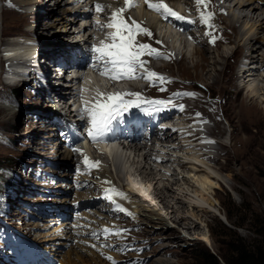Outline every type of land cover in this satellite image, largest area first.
<instances>
[{"label": "rangeland", "instance_id": "374dc122", "mask_svg": "<svg viewBox=\"0 0 264 264\" xmlns=\"http://www.w3.org/2000/svg\"><path fill=\"white\" fill-rule=\"evenodd\" d=\"M18 1L22 2V0ZM54 1L56 0H49L46 8L40 10L41 13L38 15H25L18 10L5 12L4 7L8 8L10 5L8 1L0 0L3 7L0 11V59L2 62L4 61L2 48L8 43L20 40L22 35L31 34L37 41L40 36L43 41L53 38L62 41L66 38L69 41L73 34H76L74 31L80 23L68 15L65 16L67 21L57 23L48 34L43 32V27L37 19L41 18L44 22L47 21L45 18H54V12L57 10ZM244 1L247 0H238V6L241 7L240 9H245L246 14L240 9H235L236 13H234L239 19L240 12L244 14L240 19L243 24L239 21L241 30L246 35L243 41L238 36V27L223 19L222 38L218 43L220 48L225 49L221 52L218 47L207 48L206 45L197 47L192 44L187 50L180 36L168 34L167 39L174 47L176 59L171 60L173 62L154 65L156 69L170 74V89L194 94L186 95L181 100L185 104L183 119L190 124L184 128L194 135L193 129L187 126H201V135H199L201 138L198 142H204L202 145L210 146L209 152L217 156V161L209 163L200 159L201 162H198L191 158L193 153H189L190 150L187 151L188 146H181L179 150L169 149L170 146L176 147L175 142L171 141L174 144L170 145L168 142L169 144L164 146L165 149L157 147L156 152L165 151L164 155H171L169 152H172L175 157L180 156L181 162L175 161L172 167L157 165L167 170L161 172L162 181L155 180L157 183L154 186L157 190H153V195L158 196V190L162 191L161 187L165 183L169 188L162 192L163 198L159 196L160 198L156 199V204L154 202L151 207L148 206V209L145 207L137 220L134 231L137 232L140 243H143L145 247L140 255L145 259L142 264H158L156 260L161 256L168 260V264H208L201 254L202 246L215 255L219 264H224L220 255H230V249L233 247L245 246L253 253H256L258 248L264 249V8L261 4L252 3L260 6L252 13V4L248 5L249 3ZM13 2L17 1L13 0ZM58 3H62L63 9H69L67 0H58ZM219 6H221L220 1ZM223 6L226 5L223 4ZM21 10L24 11L23 8ZM152 14L149 13V19L154 22L155 14L151 16ZM160 29L166 31L163 25ZM58 33L60 34L56 37ZM231 34L234 35L230 37L231 40H226ZM245 39L247 45L242 47ZM238 41H240L239 44ZM49 44L52 45L49 49L51 51L54 47L52 42ZM202 49L207 50L205 59L199 56ZM245 53L249 55V58H245L247 62L242 56ZM239 62L244 63L238 68ZM4 69L0 71V214L2 215L0 218V264H19L12 259L13 254L9 253L11 245L4 234L7 225L14 226L18 231V217H23L24 212L31 210L39 222L46 226L51 217L56 214V209L50 204L53 200L51 196L58 193L56 191L61 192V188H64L68 182L73 186L72 181L67 178L69 172L62 168L65 165L54 164L52 170L55 168L59 170L50 176L52 179L50 182L48 178H45L46 181L43 184L49 191L47 193L45 190L42 193V195L46 194V200L40 196L39 183L32 180V176L36 174L30 169L40 163L41 160H37L36 157L39 158L37 154L40 155L43 151L32 146V137L29 133L36 138L34 145L48 152L52 151L50 145L53 142H50V137L54 139L55 145L58 144L55 140L59 136L53 130L56 129L54 121L53 119L43 120L37 116L41 113L45 117L52 112L69 114L70 109L65 94L68 91L63 89V95L53 92L47 96V93L44 95L42 92L34 91L29 85L8 84L1 76ZM245 69L247 75L243 78L239 73ZM19 77L21 78V75ZM64 88L67 89V87ZM248 90H252L253 97H247ZM3 107L12 109L14 112L5 110ZM201 114L207 115L214 122L201 120ZM204 118L206 119V116ZM210 125L213 127L217 125L218 129L213 133L207 132V129L211 128ZM202 126L206 127L202 129ZM45 132L50 133L49 136H45ZM186 138L181 141L187 140L191 145L193 138L188 135ZM206 148L208 149L207 146ZM199 154L200 152L197 155ZM60 155L58 152L54 155L56 157H53L47 153V156L54 161L63 160L64 157ZM149 161L141 156L134 158V154L130 158L122 154L116 157L111 165H114L117 170L115 172L117 176L119 173L121 177L122 175L127 177L131 172L135 173L134 177L146 178L147 173L140 174L137 166H141L142 170L150 171L152 166ZM180 163H185L186 166L181 167ZM198 165H202V168L211 172L213 176L211 179L217 184L208 189L209 193L205 195L206 197L204 196V199L195 194L198 189L196 183L195 186L186 184V180L182 178L184 176L194 182L190 178L194 172L189 167ZM61 168L64 172H61ZM148 175L150 179L156 177L158 180L160 177L152 172ZM86 179L93 180V176ZM184 192L186 198L183 197L182 203H176L171 196H167L173 194L182 197ZM36 195H39L41 200ZM89 195H92V192ZM97 195H99L98 192L93 193L92 196ZM19 201L25 205L19 204ZM182 217L185 219L180 221ZM54 226L58 227V225ZM206 235L211 243L204 239ZM77 251L87 257L85 260L87 264H108L77 249L66 252L67 264H72L73 261L79 264V258L76 257ZM231 255H234V252H231ZM5 256H9L11 261H8Z\"/></svg>", "mask_w": 264, "mask_h": 264}, {"label": "bare ground", "instance_id": "6f19581e", "mask_svg": "<svg viewBox=\"0 0 264 264\" xmlns=\"http://www.w3.org/2000/svg\"><path fill=\"white\" fill-rule=\"evenodd\" d=\"M4 1H8V5H10V6H8V8H6V7H4L5 9H4V11L5 12H8V13H10V12H12L13 10H18L19 12H21V13H23V14H25V15H31V14H40L41 13V11L40 10H44V8H46V4L49 2V0H28V1H23L22 0V2L21 1H18V0H16L17 2H13V0H4ZM241 1V0H240ZM222 2H227V6H228V11L226 12V15L224 16V20H227V22L229 23V24H231V25H234L235 27H238V29H239V38L241 39V41H243L244 40V38H245V33L241 30V24H240V19H242V15H244L242 12H240L241 13V18L239 19L234 13H236V10L235 9H240L241 7H239L238 6V0H222ZM233 2V3H232ZM245 3H249L248 5H250V4H252V3H254L255 2V0H247V1H244ZM28 4V5H27ZM34 4H36V5H34ZM61 4L62 3H58V0H56V1H54V5L57 7V10L54 12L55 13V15H54V18H45V19H47V21H42L41 20V18H39V19H37V22H39L40 23V25L43 27V32L45 33V34H48L49 32H50V30H52L53 29V27L57 24V23H63V21H67V20H65V16L66 15H68V16H72L70 13H69V9H63V7L61 6ZM244 4V3H243ZM24 5H26V7L25 8H23L24 10H26V9H28L29 10V12L27 11H23V10H21L22 9V7L24 6ZM31 5H34V6H31ZM240 5V4H239ZM247 5V6H248ZM36 6V10L33 8V7H35ZM196 6V8H197V5H195ZM194 6V7H195ZM252 8H253V11H252V13L253 12H255V10L257 11V9H259V5H256V4H252ZM263 8H264V5H261ZM191 7H193V5H191ZM223 7V6H222ZM226 6H224V8H225ZM3 7L1 6V3H0V11H2L1 9H2ZM243 8V7H242ZM195 9V8H194ZM244 10L245 9H240V11H243L244 12ZM264 10V9H263ZM234 11V12H233ZM245 14H246V12H244ZM228 14H229V16H228ZM142 15H146L145 16V19H146V21L148 22L149 21V23L150 24H152V25H154V27H155V30H156V32L159 34V35H164V36H166L167 34H169V35H171V36H178L176 33H174V32H170V31H162L160 28H161V23H160V21L158 20V18L156 17V15L154 16L153 14L151 15V16H154V22L153 21H150V19H149V13H147V12H143V14ZM4 16V15H3ZM227 16H228V18H227ZM246 16V15H245ZM7 17V16H6ZM248 17V16H247ZM72 18H73V16H72ZM251 18V17H250ZM249 18V19H250ZM75 19V18H74ZM145 19H139V20H137V22H139V23H141L142 25H144V23H146L145 22ZM246 19V18H245ZM1 20V19H0ZM240 21V22H239ZM252 21H253V19H252ZM242 23V22H241ZM255 23V22H254ZM0 24H1V22H0ZM189 24H192V23H187L186 21H184V26H188ZM243 24V23H242ZM32 25V24H31ZM35 26H36V24H35ZM31 27V26H30ZM228 27V26H227ZM226 27V28H227ZM32 28V27H31ZM30 28V29H31ZM229 28V27H228ZM230 29V28H229ZM0 32H1V30H0ZM231 32H233L234 33V31H231ZM59 34L60 33H58V34H56V37L57 36H59ZM247 34V33H246ZM242 35V36H241ZM24 36V35H23ZM23 36H21V39L20 40H18V41H15V42H13V43H8V44H6L3 48H2V57H4L3 59H4V61L2 62V60L0 59V71H1V69L2 68H5L4 69V71H2L1 72V76L3 77V79H5V82H7L8 84H16V85H19L20 83H19V79H18V77L23 73V70L26 68V66H27V59H29V58H34L35 59V56H36V54H41V52H40V49H39V47H38V45H43V46H47V49H45V50H43V52L44 53H49V52H51V53H53V52H56V50L57 49H60V50H63L62 49V47H63V45L64 44H66V42H69V41H67L66 40V42H63L62 40H58V38H53V39H51V40H49V39H46V41H43V38H42V36H40L39 37V40L38 41H36V39L34 38V36H29L28 34L27 35H25L24 37ZM232 36H234V35H229V37H227L226 38V40H231V38L230 37H232ZM181 37V36H180ZM45 39V38H44ZM48 41H50V42H48ZM183 41H184V45L186 46V49L188 50V47H190L191 46V43H189V42H187L185 39H183ZM52 42V44H53V49L51 50V51H49V49L52 47V45H50L49 43H51ZM239 42L240 41H238V44H239ZM64 43V44H63ZM55 44H57L56 46H55ZM219 44L220 43H218L215 47L217 48L218 47V49H220V52H221V50H223V49H225V48H220L219 47ZM242 44V43H241ZM49 45V46H48ZM223 45H225V44H223ZM247 45V42H246V39H245V41H244V43H243V46L242 47H244V46H246ZM168 46L171 48V49H173L174 50V47H173V45H171L170 43L168 44ZM201 47H202V44H201ZM207 47V46H206ZM241 47V46H240ZM13 48H15V49H13ZM208 48V47H207ZM13 49V50H12ZM217 49V50H218ZM39 52V53H38ZM174 52H175V50H174ZM206 53H207V50L205 51V49H202V51H201V53H200V57L202 58V59H205L207 56H206ZM222 53H224L223 51H222ZM219 55V54H218ZM220 55H221V53H220ZM206 56V57H205ZM243 56V58L245 59H247V57L249 56V55H247V53H245V54H243L242 55ZM249 58V57H248ZM245 59V60H246ZM36 60V59H35ZM246 62H247V60H246ZM39 63V61H36L35 62V65L36 64H38ZM47 62L45 61V62H43V63H39V66L37 67L39 70H42L44 67H45V64H46ZM242 63H244V62H239L238 63V68L242 65ZM157 65V64H156ZM247 65V64H246ZM164 66H166V65H164ZM244 67V66H243ZM24 74V73H23ZM240 76L241 77H245L246 75H247V71H246V69L245 70H243V71H241L240 73ZM170 75V74H169ZM48 78H46V80H47ZM225 79V78H224ZM23 82H25V80L23 81ZM44 83V81H42V80H40V81H38L36 84H37V86H38V89H40L39 88V85H42ZM24 85H26V86H28V84L27 83H24ZM47 85H49V90H50V92L51 93H53V92H55V93H57V94H62L63 95V89L64 90H66V91H69V89H70V85L69 84H65L64 85V82H62L61 80H59V79H56V78H54V77H52V79L51 78H49L48 79V82H47ZM64 87H67V89H65ZM201 87V86H200ZM252 88V87H251ZM250 88V89H251ZM196 90H197V88H196ZM43 93H44V95H45V93H46V91H44L43 90ZM50 93V94H51ZM68 93V92H67ZM47 95V94H46ZM31 96H32V94H31ZM65 97V96H64ZM215 97V96H214ZM247 97H253L252 96V90H248V94H247ZM210 101L212 100V99H209ZM5 110H10V112H14V110H12V109H9V108H5V107H3ZM194 108H196V107H194ZM199 108V107H198ZM195 113V112H194ZM193 113V114H194ZM14 114H16V113H14ZM197 114V113H196ZM43 114H41L40 113V116L38 117V118H41V119H43V120H47V121H50L48 118H45L44 116H42ZM204 116H206V119L204 118ZM185 117V116H184ZM199 119V118H198ZM201 120H204V121H208V122H214L213 120H211V118H209L207 115H203V114H201ZM201 120H198V121H201ZM209 120H211V121H209ZM52 123V122H51ZM245 126V125H244ZM188 128H191V129H193V133H194V135H192V134H190V133H188V131H190V130H186V128L183 130L185 133H186V135H188V136H190L191 138H193L192 140V142L193 143H190L191 145H189L188 143H189V141H187V140H184V141H181L182 139H185L184 138V136H185V134L184 133H175V134H173L172 135V132H170L169 131V129H164V137H162L158 132H155L154 133V135H156V136H158L160 139H161V141H162V139L164 138V142L163 143H165V145H160V146H158V147H160V148H164L165 149V147L164 146H166V144L169 142V141H171V142H175V145H176V147L177 148H180L181 146H183V147H187L188 148V150L187 151H189V153H193L192 155H191V158L192 159H195L196 161H198V162H201V160L200 159H204L205 161H207V162H209V163H216V161H217V156H215V155H213V154H211L210 152H209V150L211 149L210 148V146H208L207 144H205L207 147H208V149L206 148V146L205 145H202V144H204V142L203 143H199L198 141H199V139L201 138L199 135H201V132H200V130H201V126L200 127H197V126H193V127H190V126H187ZM203 127V126H202ZM206 127V126H205ZM205 127H203L202 129H204ZM211 127V128H210ZM210 129H207V132H214L216 129H218V126L217 125H215L214 127L212 126V125H210ZM196 129H197V131H196ZM53 130H55L56 131V133L58 134V135H60V130L56 127V129H53ZM52 130V131H53ZM187 131V132H186ZM219 132V131H218ZM30 134V137H32L33 138V135L31 134V133H29ZM38 132L36 133V135L38 136ZM45 136H49V134L50 133H47V132H45ZM48 134V135H47ZM53 135V134H52ZM142 135V134H141ZM207 135V134H206ZM205 135V136H206ZM215 136L216 137H218L217 136V134H215ZM44 137V136H43ZM55 137V136H54ZM31 138V140H32V146H36V148H38V149H40L41 151H43V153L42 154H47V153H49L50 155H53V157H56V156H54V155H56V154H58V152H59V154H62L61 153V151H60V143L57 141V140H55L56 142H58V144H55L54 145V139L52 138V137H50V142H53V143H51V147H52V151H50V152H48V150H44V149H42L41 147H39L38 145H34L33 144V142L36 140V138L34 139H32ZM58 139H59V141H61V138L60 137H57ZM215 141H216V139H214ZM131 141H132V145H133V149H132V147H125V146H122V147H120V148H117L116 146H114V145H107L106 146V148H105V150H106V154L104 155V157H103V159H102V165L99 167V169H98V171L95 173V175L96 176H94L95 177V179L97 180V181H112V179H113V175H112V172H110V170H109V165H111L112 164V161L113 160H115L116 159V157H119V156H121L122 154L124 155V156H127V158H130L131 156H133V154H134V158H135V156H141V157H143L144 159L146 158L147 160H148V157L147 156H149V155H155V157H160V155H162L164 152H162V151H159V152H156V151H158V148L157 147H153V143L152 144H150V143H148V142H145L144 143V145L143 144H141L142 143V141H141V137L140 136H135V137H133L132 139H131ZM208 143V142H207ZM223 143V142H222ZM169 144V143H168ZM186 144H188V145H186ZM174 145V146H175ZM122 148V149H121ZM160 148H159V150H160ZM197 149V150H196ZM203 149H205V150H203ZM162 150V149H161ZM193 150H196V151H193ZM128 151L130 152V153H128ZM168 151V150H167ZM186 151V152H187ZM218 151V150H217ZM194 152H195V154H194ZM200 152V154L199 155H197L198 153ZM219 152V151H218ZM83 153V152H82ZM197 153V154H196ZM220 153V152H219ZM25 155V154H24ZM205 155V156H204ZM61 156V155H60ZM178 157V156H177ZM177 157H175V156H173V158H172V156H170V155H168V154H163L162 155V158H161V162L160 163H158V165H160V166H167V165H171V167H172V164L175 162V161H177L178 160V162H181V160H180V156H179V158H177ZM173 159V160H172ZM239 159V158H238ZM123 160V159H122ZM127 160V159H126ZM52 161H54L53 159H52ZM204 161V162H205ZM127 162V161H126ZM147 162V161H146ZM173 162V163H172ZM131 163H132V161H131ZM187 163H191V162H187ZM179 164V163H178ZM193 164V163H192ZM63 165H65L64 167H62L65 171H68V169L66 168V167H68V165H67V163H65V164H63ZM151 166H152V164H151ZM180 166L181 167H184V166H186V164L185 163H180ZM202 165H198V166H193V167H189L190 168V170L191 171H193L194 173V175H191V179H193L194 180V182H192V181H190V179H188V178H185L184 176L182 177L184 180H186V184L188 183V184H190V185H192V186H195V183H196V185H197V190H196V192H195V194L196 195H200L201 197H202V199H204V196L205 195H207L208 193H209V190L208 189H211L212 187H214V186H217V184H215V182L213 181V179H211V178H213V176L211 175V172H208L207 170H205V168L203 167H201ZM120 167H121V165H120ZM168 167V166H167ZM61 168V172H64V170ZM111 168H112V166H111ZM137 168H138V172H140V174L141 173H147V176L149 177L150 175H148V174H150V172H152V173H154L155 175L157 174L158 176H160L159 177V179L157 180L156 179V177H153V178H148L147 176H145L146 178H140V177H134V175L133 174H135V173H131L130 172V174L127 176V177H125V176H123L122 175V177L120 176V174L118 173V177L119 178H126V182H127V185H128V187H129V190L132 192V194L134 195L133 196V198H134V200H133V204H134V206H132L133 207V211H135L136 212V214L137 215H140V212L141 211H143V210H145V207H146V209H148V206L149 207H151L153 204H154V202H155V204H156V199L157 198H160V197H162V192L163 191H165L166 189H168L169 188V186L165 183L164 184V186H162L161 187V190L162 191H159L158 190V196L157 195H153L154 194V192H153V190H157V188L155 189V183H157L158 181H162L163 179H162V174H161V172L162 171H164V170H167L166 168H161V167H159V169H158V166H157V164H156V168L154 169L153 167H151V170L150 171H145V170H142V167L141 166H137ZM136 168V169H137ZM160 169H163V170H160ZM153 170H154V172H153ZM203 171V172H202ZM69 172V171H68ZM203 174H202V173ZM113 174H115V171H113ZM64 175V174H63ZM116 175V174H115ZM198 175V176H197ZM91 176H92V174H91ZM68 180H70V181H72V178H71V175H70V172L68 173ZM70 178V179H69ZM166 178V177H165ZM66 180V179H65ZM155 180L157 181V182H155ZM93 181L94 180H91V179H86V185L84 186V188H86L87 189V192H88V194L89 193H91L92 192V195H93V193H96V192H98L99 193V195H97V196H92V195H89V196H91V197H94V200L96 201V202H99L100 200L101 201H104L105 202V200H104V198L102 197V194L104 193H100L99 191H96L95 192V190L93 189V188H90L91 186L89 185V184H91L92 186H93ZM83 184V183H82ZM174 184H176V181H174ZM64 185H65V182H64ZM63 185V186H64ZM99 187H102L103 185L102 184H97ZM171 186V185H170ZM64 188H68L67 190L68 191H70V190H72V185L70 184V182H68L67 183V185L64 187ZM102 190H104V188L102 187L101 188ZM62 191V190H61ZM193 191V190H192ZM157 192V191H156ZM185 193V192H184ZM198 193V194H197ZM174 194H175V192H174ZM178 194V193H177ZM160 196V197H159ZM167 196H171L172 197V199L173 200H176V203H182L183 202V197H185L186 198V193L185 194H182V197H179V195H173V194H170V195H167ZM199 196V197H200ZM206 197V196H205ZM163 198V197H162ZM62 200H64V198L62 199ZM163 200V199H162ZM165 200H166V198H165ZM150 201V202H149ZM143 203V204H142ZM170 203V202H169ZM167 204V203H166ZM198 205V204H197ZM167 206H168V204H167ZM199 206V205H198ZM75 208V207H74ZM203 210V209H202ZM185 219V217H182V218H180L179 220L180 221H183ZM187 219V218H186ZM204 239H206V241L208 242V243H211V241H210V239H209V237L206 235V236H204ZM83 251H85V250H83ZM76 257H78L79 259V264H87L86 262H85V260H86V256L85 255H82V254H80V252L79 251H77L76 252ZM162 257V256H161ZM159 258L158 260H156L157 261V263L158 264H168V260L166 259V258ZM65 263H66V260H65ZM78 264V262H75V261H73L72 262V264ZM67 264V263H66Z\"/></svg>", "mask_w": 264, "mask_h": 264}, {"label": "snow or ice", "instance_id": "6c2138e0", "mask_svg": "<svg viewBox=\"0 0 264 264\" xmlns=\"http://www.w3.org/2000/svg\"><path fill=\"white\" fill-rule=\"evenodd\" d=\"M196 5L199 7L203 5L205 8L208 7L210 0H195ZM147 7L158 14H160L165 20L169 18H175L176 20L186 21L187 23H196V21L187 19L185 16L178 14L174 11L165 0H158V2H152V0H144ZM124 7L118 8L111 17H109V23L106 25H100V21L97 20V25L101 28L114 29V31L108 33L107 41H100L98 46H93L92 51L96 53V61L103 64V68L100 69L102 76H107L112 80H123V79H149L155 77L158 81H165L167 78L160 74L147 69L146 61L142 60L141 57L155 56L159 58L161 53L158 49L152 47L147 43L139 42L138 36H152L153 33L141 23L137 22L132 17L125 18L124 13L134 7H138V3L135 0H124ZM95 9L97 12L104 10V5L96 4ZM212 13L201 12V22L207 24L209 27L212 25L209 23ZM191 39V37H189ZM212 42H215L213 37ZM160 44L162 41H156ZM167 58H171L170 56ZM92 67L97 68V64L93 63ZM138 69H144L146 75H137ZM171 82V81H168ZM162 91L165 89H161ZM175 95H180L179 93ZM194 95V94H186ZM98 96L104 97L103 102L101 99H97L94 103L84 101V108L82 109V116L86 117L90 121L91 127L88 129V136L91 137L93 142H97L103 139L107 133L111 132L116 124L123 123L124 117L131 114V110L143 109V104H149L156 106V111H163L169 105H173L171 100H143L141 94L138 92L133 93H115V94H104L98 93ZM125 97H134V99H125ZM183 111V105L179 106ZM199 115V114H198ZM77 152H81L80 149H75ZM84 155L85 164H89L91 167H99L100 161H90L86 154ZM111 184V181H106ZM106 193L112 192L116 196L127 198L125 193L118 192L115 189H105ZM107 199L113 200L112 195H107ZM121 211H126L120 208ZM127 231V230H122ZM108 233L109 230L105 229ZM115 234L119 235L117 231ZM95 247V245H93ZM112 260V257H107ZM115 264V261L113 262Z\"/></svg>", "mask_w": 264, "mask_h": 264}, {"label": "trees", "instance_id": "16d2710c", "mask_svg": "<svg viewBox=\"0 0 264 264\" xmlns=\"http://www.w3.org/2000/svg\"><path fill=\"white\" fill-rule=\"evenodd\" d=\"M202 252L204 259L208 264H219L215 255L202 246ZM234 252V255H231ZM224 264H264V249L258 248L256 253L247 249L245 246H237L230 249V255H220Z\"/></svg>", "mask_w": 264, "mask_h": 264}]
</instances>
